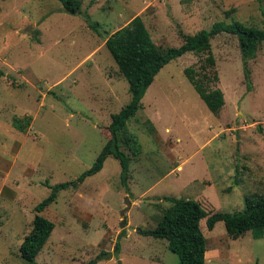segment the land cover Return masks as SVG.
I'll return each instance as SVG.
<instances>
[{"label": "rangeland", "instance_id": "1", "mask_svg": "<svg viewBox=\"0 0 264 264\" xmlns=\"http://www.w3.org/2000/svg\"><path fill=\"white\" fill-rule=\"evenodd\" d=\"M81 1L73 15L59 0H0V264H28L20 247L36 205L51 185L93 166L112 114L131 98L109 35L136 16L162 48L219 21L264 27V0ZM211 42L221 111L208 108L185 74L201 71L207 54L190 52L163 67L129 122L141 153L132 156L128 186L109 156L78 188L60 191L42 212L55 229L39 264H179L166 239L141 232L171 206L166 196L195 199L213 213L243 211L248 197L264 194V41L247 62L237 35L221 32ZM16 117L31 118L25 132L13 125ZM201 228L206 264H264V237L233 238L223 221L210 230L207 218Z\"/></svg>", "mask_w": 264, "mask_h": 264}, {"label": "trees", "instance_id": "2", "mask_svg": "<svg viewBox=\"0 0 264 264\" xmlns=\"http://www.w3.org/2000/svg\"><path fill=\"white\" fill-rule=\"evenodd\" d=\"M59 1L62 2L66 12L73 15L81 14V0ZM85 16L89 26L102 34L100 23L93 21L88 14ZM221 32L238 36L245 62L256 56L258 48L264 41V27H254L238 19H232L230 22H216L210 30L204 29L196 34H184V42L180 46L162 48L153 40L141 16H136L126 26L107 37L106 46L121 73L129 82L131 98L119 112L112 114V121L108 126L111 136L93 166L75 180L51 185L48 197L36 205L37 213L33 220V227L20 247L21 255L28 264H39L38 255L55 229L54 221L42 212L57 201L60 191L70 187L78 188L88 177L103 169L109 156H114L120 162L121 181L128 186L132 156L136 157L141 153L138 137L130 130L129 122L144 107L143 98L148 88L168 63L190 52L207 54L201 71L187 67L185 74L208 108L214 114L221 111L226 103L225 94L221 88L212 86L218 82L219 76L213 69L216 60L211 42L212 38ZM246 77H249L248 70H246ZM30 121L31 118L16 117L13 125L25 132ZM149 123L154 129L150 120ZM165 200L170 201L171 206L163 211L156 227L142 229L141 232L155 238L166 239L170 250L179 256V264H206L207 239L201 228V221L204 218H207L210 230L214 229L218 222L223 221L229 235L233 238H239L248 231H252L255 238L264 237V194L248 197L245 209L238 212L209 213L200 201L192 198L166 196ZM124 234L123 230L119 239ZM119 248L118 241L117 252Z\"/></svg>", "mask_w": 264, "mask_h": 264}, {"label": "water", "instance_id": "3", "mask_svg": "<svg viewBox=\"0 0 264 264\" xmlns=\"http://www.w3.org/2000/svg\"><path fill=\"white\" fill-rule=\"evenodd\" d=\"M129 206H130V200H129V197H127V208L122 213L124 218H125V215H126V210L129 208ZM90 264H92V263H90Z\"/></svg>", "mask_w": 264, "mask_h": 264}]
</instances>
